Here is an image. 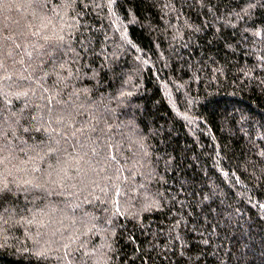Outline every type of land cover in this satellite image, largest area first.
<instances>
[{"label": "trees", "instance_id": "16d2710c", "mask_svg": "<svg viewBox=\"0 0 264 264\" xmlns=\"http://www.w3.org/2000/svg\"><path fill=\"white\" fill-rule=\"evenodd\" d=\"M0 264H264V0H0Z\"/></svg>", "mask_w": 264, "mask_h": 264}, {"label": "snow or ice", "instance_id": "6c2138e0", "mask_svg": "<svg viewBox=\"0 0 264 264\" xmlns=\"http://www.w3.org/2000/svg\"><path fill=\"white\" fill-rule=\"evenodd\" d=\"M24 131H32V132H40V128H33V129H24Z\"/></svg>", "mask_w": 264, "mask_h": 264}]
</instances>
